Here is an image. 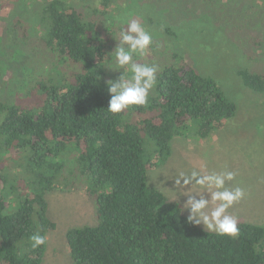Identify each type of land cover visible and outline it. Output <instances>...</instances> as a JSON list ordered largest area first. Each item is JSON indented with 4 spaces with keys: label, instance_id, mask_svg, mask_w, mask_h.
Returning <instances> with one entry per match:
<instances>
[{
    "label": "trees",
    "instance_id": "trees-1",
    "mask_svg": "<svg viewBox=\"0 0 264 264\" xmlns=\"http://www.w3.org/2000/svg\"><path fill=\"white\" fill-rule=\"evenodd\" d=\"M37 8L32 19L12 12V28L0 34V77L31 51L52 74L72 61L81 71L31 74L18 100H0V264H43L48 241L33 250L29 238L56 228L48 193L68 188V175H86L96 217L67 229L72 264H264V225L239 221L236 239L217 236L189 224L181 204L148 183L149 167L171 155L175 137L207 139L237 113L216 79L183 58L158 73L148 107L112 114L99 67L110 37L98 7L88 14L73 0H49ZM239 74L264 93L263 74Z\"/></svg>",
    "mask_w": 264,
    "mask_h": 264
},
{
    "label": "rangeland",
    "instance_id": "rangeland-1",
    "mask_svg": "<svg viewBox=\"0 0 264 264\" xmlns=\"http://www.w3.org/2000/svg\"><path fill=\"white\" fill-rule=\"evenodd\" d=\"M48 1L0 0V34L12 28V12L32 19L33 10ZM73 1L88 14L98 7L96 20L101 17L102 30L110 37L107 52L115 47L114 37L119 35L116 17L137 16L153 31L155 41L148 55L138 58L141 63H155L162 70L184 58L186 64L215 78L237 105L235 116L209 138L175 137L171 142V155L164 162L149 167L148 183L183 207L187 197L184 190L175 185L178 171L193 166L208 171H234L236 178L230 184L243 188L246 196L229 211L239 221L264 225V93L247 86L239 74V70H249L264 75V0H116L109 6L96 0ZM34 40L30 38L29 43L33 44ZM32 47L30 44V49ZM30 53L32 55L25 54L11 61L10 68L0 77V100L8 97L18 100L24 80L32 77L31 74L45 73L48 77L62 79L81 71L79 63L72 61L67 62L65 68L52 67V74L51 67L42 63L41 68L36 54ZM111 59L110 54L105 55L99 67L106 77L115 78L119 73L106 68L105 64ZM23 63L31 67L23 71ZM23 93L21 91L19 97ZM11 172L16 173L14 169ZM82 177L75 180L73 175H68V188L61 184L48 193L49 214L57 226L48 237L43 264H72L67 229L96 223L95 203L87 190L86 175ZM184 213L188 215L187 211Z\"/></svg>",
    "mask_w": 264,
    "mask_h": 264
},
{
    "label": "clouds",
    "instance_id": "clouds-1",
    "mask_svg": "<svg viewBox=\"0 0 264 264\" xmlns=\"http://www.w3.org/2000/svg\"><path fill=\"white\" fill-rule=\"evenodd\" d=\"M115 23L120 26L119 35L114 37L115 47L108 52L112 59L106 60L105 64L119 75L106 81L110 96L107 111L121 114L133 107L149 106L151 93L160 82L158 73L161 69L158 64L140 62L155 42L153 31L131 14L116 17ZM235 178L236 172L227 169L208 171L193 166L178 171L175 185L183 189L187 197L181 208V213L188 212L187 222L194 226L203 225L205 231L217 236L236 239L241 231L239 220L229 210L245 198L246 192L239 186H231L230 182ZM168 200L174 201L173 198ZM47 241V235L40 231L29 238L33 250L46 245Z\"/></svg>",
    "mask_w": 264,
    "mask_h": 264
}]
</instances>
